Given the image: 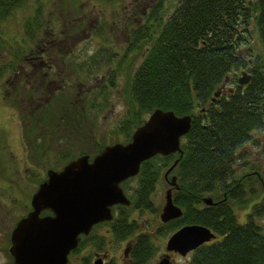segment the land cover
<instances>
[{
  "label": "trees",
  "instance_id": "16d2710c",
  "mask_svg": "<svg viewBox=\"0 0 264 264\" xmlns=\"http://www.w3.org/2000/svg\"><path fill=\"white\" fill-rule=\"evenodd\" d=\"M26 1L0 0V24ZM139 15L141 19L127 30L124 51L125 55L139 54L126 82L128 116L121 125L127 130L125 142L133 126L140 125L153 109L170 110L191 119L188 131L179 140L180 152L157 154L142 161L137 174L120 183L129 205L114 207L108 222L111 233L119 239L128 238L136 228L129 214L157 209L152 193L162 170L176 159L170 171L176 183L171 198L182 212L164 224L165 232L198 224L214 235L188 252L186 264H264V232L255 222L264 213V181L258 169L237 174L246 163L245 144L252 140L253 131L264 126V0H152ZM42 24L38 4L23 21L13 59L0 65V76L12 70L17 78L25 77L19 74L20 63L36 71L43 52L51 47L38 39ZM250 25L258 44L255 49L249 41ZM30 41L35 42L31 49L26 47ZM90 61L100 65L97 56ZM241 72L249 76L244 84L237 81ZM108 76L106 82L113 85L112 73ZM226 83L232 86L222 87ZM23 92L25 96L19 99L26 100ZM48 97L29 114L45 109ZM17 98L13 96L14 101ZM36 129L37 124H30L26 137ZM252 181L259 183L262 193L239 221L232 204L243 201L246 194L257 195ZM206 194L214 203L202 202ZM85 238L82 235L80 240ZM148 239L146 234L133 238V248L128 252L130 264H144L154 254ZM82 264H87L85 259Z\"/></svg>",
  "mask_w": 264,
  "mask_h": 264
},
{
  "label": "rangeland",
  "instance_id": "374dc122",
  "mask_svg": "<svg viewBox=\"0 0 264 264\" xmlns=\"http://www.w3.org/2000/svg\"><path fill=\"white\" fill-rule=\"evenodd\" d=\"M151 1L27 0L24 7L16 9L0 24V65L13 59L22 23L38 4L43 21L38 39L51 46L43 52L36 71L20 63L19 74L25 77L17 78L18 74L12 70H5L0 76V264L11 262L9 234L30 208L31 195L44 179L46 170L60 169L67 161L83 154L93 156L104 145L125 142L127 130L121 125L128 116L126 82L139 55L138 52L124 54L127 30L141 19L139 13ZM250 28L251 25L249 41L255 49L258 44ZM28 43L26 47L30 49L35 45L34 41ZM95 56L100 65L91 63L90 59ZM109 73L114 78L113 85L106 82ZM231 86L226 83L222 87ZM21 89L26 91V100L25 97L19 99L24 95ZM14 95L18 97L16 101ZM46 96L49 101L45 109L39 108L30 115L33 107ZM30 124H37L38 129L28 138L26 130ZM243 156L246 163L237 174L248 172L250 168L258 169L264 181V126L252 132V140L245 144ZM167 168L160 173L151 196L157 209L133 210L129 216L136 228L128 238L115 237L109 229V221L98 223L79 241L75 253H71L73 249L68 253L67 264H82L83 259L92 264L95 255L102 257L100 264H130V255L124 249H132L133 238L139 234L149 236L155 251L144 264H155L165 256L168 264H186L188 252L181 256L164 248L166 239L175 231L166 233L164 224L168 221L161 222L158 217L165 189L171 188L173 192L174 188L168 183L173 167L164 177ZM252 182L257 195L246 194L243 201L232 202L239 221L262 193L259 183ZM203 197H209L214 203L209 194ZM114 210H111L112 216ZM255 222L264 232V213L256 217Z\"/></svg>",
  "mask_w": 264,
  "mask_h": 264
},
{
  "label": "water",
  "instance_id": "95a60500",
  "mask_svg": "<svg viewBox=\"0 0 264 264\" xmlns=\"http://www.w3.org/2000/svg\"><path fill=\"white\" fill-rule=\"evenodd\" d=\"M248 80L245 72L237 79L239 84ZM218 93L219 90L214 96ZM190 119L189 115L153 109L133 129L128 141L104 145L91 158L83 154L60 169L46 170L31 195V209L10 232L8 253L12 264H67V255L76 247L79 234L86 235L92 225L111 220L113 205L129 204L119 185L121 181L137 174L140 163L156 154L180 152L179 140L188 131ZM175 164L176 159L164 177ZM168 183L176 187L174 175ZM171 194V188L165 189L158 214L161 222L181 214L172 203ZM202 202L212 203L209 197H203ZM42 211L49 213L40 215ZM213 237L202 225H183L169 235L164 248L184 256ZM93 264H100V259ZM157 264H168L166 256Z\"/></svg>",
  "mask_w": 264,
  "mask_h": 264
},
{
  "label": "flooded vegetation",
  "instance_id": "af4514ba",
  "mask_svg": "<svg viewBox=\"0 0 264 264\" xmlns=\"http://www.w3.org/2000/svg\"><path fill=\"white\" fill-rule=\"evenodd\" d=\"M88 157H89V156H88ZM91 157H92V156H90L89 158H91ZM135 175H136V174H135ZM135 175H134V176H135ZM132 177H133V176H132ZM129 178H131V177H129ZM127 179H128V178H127ZM125 180H126V179H125ZM123 181H124V180H123ZM121 182H122V181H121ZM121 182H120V183H121ZM119 185H120V184H119ZM120 187H121V186H120ZM122 190H123V189H122ZM123 192H124V190H123ZM124 194H125V193H124ZM125 195H126V194H125ZM118 205H119V204H118ZM115 206H116V205H113V206L111 207V210H112V208H114ZM124 206H126V205H124ZM30 209H31V207L27 210V212H28ZM27 212H26V213H27ZM26 213H25V214H26ZM47 213H49V212H48V211H42V212H40V215H44V214H47ZM25 214H24V215H25ZM95 225H96V224H95ZM93 226H94V225H93ZM93 226H92V227H93ZM92 227H91V228H92ZM82 235H83V234H79V235H78L79 240H78V243H77V245H76L75 248H77V246H78V244H79V241H80ZM9 236H10V234H9ZM9 244H10V240H9ZM129 249H130V248L125 247L124 251L127 250V254H128ZM10 258H11V262H10V264H12V257H11V255H10ZM101 258H102V257H96V255H95V259L93 260V262H94L96 259H100V263H102V259H101ZM93 262H92V264H93ZM126 262H127V261H126ZM155 264H157V262H156Z\"/></svg>",
  "mask_w": 264,
  "mask_h": 264
}]
</instances>
